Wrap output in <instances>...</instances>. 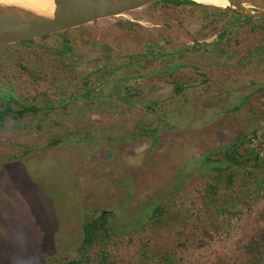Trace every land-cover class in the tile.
Instances as JSON below:
<instances>
[{
  "label": "rangeland",
  "instance_id": "1",
  "mask_svg": "<svg viewBox=\"0 0 264 264\" xmlns=\"http://www.w3.org/2000/svg\"><path fill=\"white\" fill-rule=\"evenodd\" d=\"M158 2L0 45V109L53 106L0 124V264L73 257L81 224L102 209L112 212L114 237L146 227L122 263L165 264L178 255L187 262L203 229L216 239L248 204L264 209L263 160L213 168L225 145L264 133V18L232 28L223 7L205 4L211 8L185 13ZM63 46L67 53L60 54ZM114 67L123 76L141 73L128 93L110 76L101 82ZM83 82L101 86L106 100H94L93 89L86 91L89 101L68 100L83 93ZM176 85L184 88L175 91ZM162 112L181 124L163 129ZM150 126L155 132L148 133ZM53 139L57 145L49 144ZM244 148L253 149L246 143L239 152ZM206 182L220 187L219 206L230 210L201 206ZM156 205L163 214L149 221ZM243 236L241 229L225 245L213 243L194 264H222Z\"/></svg>",
  "mask_w": 264,
  "mask_h": 264
},
{
  "label": "trees",
  "instance_id": "2",
  "mask_svg": "<svg viewBox=\"0 0 264 264\" xmlns=\"http://www.w3.org/2000/svg\"><path fill=\"white\" fill-rule=\"evenodd\" d=\"M166 1V0H162ZM180 3H191L195 4L197 7H203V8H211V6H207L205 4L197 3L194 0H178ZM219 13V12H218ZM210 14H214L213 12H210ZM57 33V32H56ZM224 34V33H222ZM223 36V35H222ZM30 40H24L21 41V43L29 42ZM68 45L66 41L64 43L62 42L61 45ZM63 46L59 50H62L60 54L67 53V47ZM141 57V56H140ZM137 62V61H136ZM134 62V63H136ZM118 67L111 68L109 71L105 72L104 77L102 78L101 82H105L108 80L109 76L110 78L118 74L119 71H117ZM107 82V81H106ZM83 95L82 94H73L70 96L68 100H71L72 97H81L84 100L89 101V98L91 96V93L86 92L87 90L94 87V91H97L95 95H93V99L95 98H102L103 100H106L105 97H107L108 93L103 92L101 90V86L97 89L96 87H89L87 82H83ZM123 85V90L125 93H128L131 86L129 85ZM184 88V85H176L174 87L175 91L180 92ZM86 92V93H85ZM107 94V95H106ZM110 98L111 95H110ZM90 99L91 101H94ZM145 100V99H144ZM148 105V103H147ZM67 106V100L64 101V103H58V106L56 105V110L62 109ZM148 107H150V110L153 112L156 108L153 109V105L149 104ZM53 109V106H45V107H37V106H20L19 109H13L9 105H6L4 108L0 109V124H2L6 118L9 117H18L21 118L26 113L30 114H37V113H43L47 114L50 110ZM177 113V112H176ZM158 122L162 126L163 129L169 128V127H176L175 125L181 124V122H177L172 118L171 115H169L167 112H162L161 115L158 117ZM152 126L148 127L147 131L148 133L155 132L154 129L150 130ZM264 131V130H263ZM257 130L251 131L247 134V136L244 139H240L239 141L236 140L228 145H225L223 147L222 151H219V156L222 157V159H215V165L213 168L217 170L218 172H221L223 170H228L234 165L243 164L246 162H249L250 160L261 161L264 158H260V152L263 153L264 157V148L258 150L257 148H253L252 151H250L247 148H244L245 151L239 152V148L242 147L246 143L248 144L249 141L254 138L257 134ZM87 139V137L83 136L76 140L82 141ZM59 142L58 139H53L49 141L50 145H57ZM247 149V150H246ZM27 151H23L22 154H26ZM208 159H213L210 154L207 155ZM248 175V173H247ZM233 180L232 174L227 175V183L228 186H231ZM256 182V180H255ZM256 184V183H255ZM258 183V187H259ZM248 191L251 189V186H247ZM220 191V187L217 184H213L211 182H206L204 185L203 190L201 191V197L200 202L201 206L207 207L209 210L211 208H214L218 211H223L224 213L230 210L229 207H221L220 204V196H218V193ZM254 193H256V189L253 190ZM256 195V194H254ZM255 199V196H251ZM261 201V200H260ZM256 204V202H255ZM239 216L234 218L237 222H234L233 220L228 221V227L229 230H226L227 233L224 236L218 237L216 239H213L208 236L207 232L203 229L201 231V241H197L195 248L193 252H191V257L187 262H183V256L178 255L176 260H173L171 263H165V264H194L195 261L203 258L205 253H208L209 248L213 245V243L218 242L219 244L225 245V242L230 240L231 236L235 234L238 230H244V236L243 241L238 244L231 252V255L227 257L222 264H264V209L256 211V208L251 207L249 204L245 208L243 212H239ZM163 214V209H161L160 206L156 205L151 212V215L149 216V221H154L155 219H159L158 217ZM112 215V212L108 210H99L98 215L94 218L85 220L81 224V231H82V237L80 242L74 247L73 252L74 256H63V260L57 259L54 260L55 264H124L122 263V260L124 257L127 256L126 251L130 250L132 245L135 243L137 238L144 233V229L146 230L145 225H143V228L141 229H134L129 234L123 236V238H120L119 236L114 237L111 234V226H110V216ZM244 216H248V225L247 227L240 226V224L244 220ZM195 235V233H193ZM208 236V240L205 239V237ZM139 241V240H138ZM200 253V258L196 256V253ZM169 261L171 256H167Z\"/></svg>",
  "mask_w": 264,
  "mask_h": 264
},
{
  "label": "water",
  "instance_id": "3",
  "mask_svg": "<svg viewBox=\"0 0 264 264\" xmlns=\"http://www.w3.org/2000/svg\"><path fill=\"white\" fill-rule=\"evenodd\" d=\"M154 1L156 0H53L54 8L51 16L29 14L21 8L17 13L0 8V45L35 39L101 18L117 16ZM227 1L233 6L246 1L258 2L264 6V0ZM228 8L247 17L264 18V11L255 7L240 10ZM22 11L26 14L22 15ZM227 33L228 31L225 36Z\"/></svg>",
  "mask_w": 264,
  "mask_h": 264
},
{
  "label": "bare ground",
  "instance_id": "4",
  "mask_svg": "<svg viewBox=\"0 0 264 264\" xmlns=\"http://www.w3.org/2000/svg\"><path fill=\"white\" fill-rule=\"evenodd\" d=\"M197 3L211 4L218 7L228 8L232 7L237 10L242 8H257L264 11V6L258 2H243L237 6L231 5L227 0H194ZM0 8L12 12H19L20 8L29 14H36L40 16H51L54 8L53 0H0ZM22 11V15L26 14Z\"/></svg>",
  "mask_w": 264,
  "mask_h": 264
},
{
  "label": "flooded vegetation",
  "instance_id": "5",
  "mask_svg": "<svg viewBox=\"0 0 264 264\" xmlns=\"http://www.w3.org/2000/svg\"><path fill=\"white\" fill-rule=\"evenodd\" d=\"M158 1L159 0H156V1L151 2L149 4L150 5H156V4L160 3ZM162 3L165 4L166 7H168L169 10H172V11H179L180 10V11L185 12V13L192 12V10L195 11V9L198 8L195 4H191V3H180L178 0H168V2H161V4ZM149 4H147V5H149ZM142 7H144V6H142ZM142 7H140V8H142ZM160 8H163L162 5H160ZM220 10L221 11H224V13H225L224 18H225L226 21L229 18H232L231 24L229 25V27H230L234 23V25L232 26V28H234L237 23H241V22H243L245 20L247 21V20H251V18H254V17H247V16H244L242 14H239V13L235 12L234 10H232L230 8H224L223 10L222 9H220ZM185 13H182V14H185ZM221 13H223V12H221ZM229 27L224 30V32H223L224 34L227 31L228 32L230 31ZM232 28H231V30H232ZM224 34H222V35L224 36ZM139 59H141V58L138 55L135 56V57L132 56V60L133 61H131V64H133L134 62H136ZM118 75H116L115 78L111 77L110 79L109 78L108 79L111 80V83H114L115 82V83H120V84H125V85H130L131 86L132 85V81H133L132 79H134V77H136V76H140L141 73H139V72L130 73V74L127 73V75H125V76H123V75H119L118 76ZM140 78H142V77H140ZM92 89H94V87L91 88V89H89L88 91L91 92Z\"/></svg>",
  "mask_w": 264,
  "mask_h": 264
},
{
  "label": "built area",
  "instance_id": "6",
  "mask_svg": "<svg viewBox=\"0 0 264 264\" xmlns=\"http://www.w3.org/2000/svg\"><path fill=\"white\" fill-rule=\"evenodd\" d=\"M249 143H250V146L253 148H257L258 150L263 149L264 148V133L258 132L256 136L249 141Z\"/></svg>",
  "mask_w": 264,
  "mask_h": 264
}]
</instances>
